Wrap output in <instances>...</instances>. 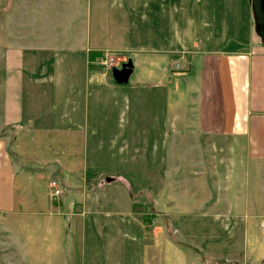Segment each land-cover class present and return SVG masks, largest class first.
Returning <instances> with one entry per match:
<instances>
[{"label": "crops", "instance_id": "obj_1", "mask_svg": "<svg viewBox=\"0 0 264 264\" xmlns=\"http://www.w3.org/2000/svg\"><path fill=\"white\" fill-rule=\"evenodd\" d=\"M77 2L82 10L69 22L60 16L51 41L26 15V28L10 27L0 218L20 255L14 264H264V199L251 196L264 173V0H87V10ZM106 51L132 61L128 83L103 68ZM226 147L233 173L243 174L240 161L250 167L247 203L208 197L180 203L178 213L159 201L157 217L145 221L125 178L177 177L185 161L187 177L197 162L207 179L211 150L222 156ZM56 176L60 205L44 193ZM83 177L123 181L93 189L96 179L82 191L66 182ZM165 216L203 256L161 232Z\"/></svg>", "mask_w": 264, "mask_h": 264}, {"label": "rangeland", "instance_id": "obj_2", "mask_svg": "<svg viewBox=\"0 0 264 264\" xmlns=\"http://www.w3.org/2000/svg\"><path fill=\"white\" fill-rule=\"evenodd\" d=\"M70 1L72 3L66 1L65 2L66 4L64 5L63 0H0V114L2 113L1 102L3 95V79H4L3 77L5 71L4 64L7 62L8 59V44L10 45L9 40H10L11 23L12 24H15L16 22L22 23L21 27L26 28V24H23V19L21 17L23 15H26V21H30L31 24L30 28H35L37 30L42 29L44 31V34L46 33L48 36H50V41H51V39L54 38L55 35L54 29L58 27L57 31H59L60 24L62 25L63 18L62 17L59 18V17L65 14L66 22L67 20L69 22L72 18L74 19L76 11H78L79 9L82 10V7L79 8L77 6L78 5L77 0H70ZM84 4L85 5H83V7L87 10V0H84ZM102 56L106 57L107 59L106 62L103 63L104 65L101 62L100 63L102 64L104 69L109 70L110 72H112V74L114 69H120L122 67L123 58L121 56H118L108 51L104 52ZM102 56H100L99 59ZM152 113H153L152 111L146 113L145 118L147 119L152 118L153 117ZM15 129L21 130L18 128ZM5 132L6 130L2 128V130H0V135H3ZM181 135L182 134H180L179 137ZM226 142H228V140H226ZM178 149L182 150L184 149V147H178ZM229 149L230 147H226V151L222 156L220 153L218 154L217 151L211 150L209 163H206V165H209L208 171L210 175L207 179L206 177L204 178V175L202 176V174L204 173L201 168V163L193 162L195 165L194 166L195 169L191 172L190 174L191 176L187 177L185 172V166L187 167V165H190L191 162L186 163L185 161L182 162L179 161L178 165L181 170L177 177H172V178L135 177V178H125V180L123 181V179L117 177H107V178L102 177L99 179L92 177H87V178L83 177V178L66 179V182L67 183H69V181L72 182L71 184L74 185L76 189L78 188L81 189L82 191L87 187L88 183L96 179L98 180V182L96 183L95 181L92 183V185L96 183V185L92 187L93 189L98 188L99 185H102L105 182L114 183L119 180L123 181L125 182V184L130 185L135 195H137L133 197L137 202L140 203L137 204V207L140 206L141 212L144 214L145 221L152 224V219L157 217V214L154 210V205H155L154 203L159 204L158 207L160 206V202L166 203L164 205V207L167 209L166 211H170L169 210L171 207L170 205L178 207L177 208L178 213H180L181 211L180 203L191 201L194 204H197L202 201H205L208 197L210 204L216 201H223L222 200L223 198L226 200V203L233 202L234 200L241 203H247L250 199H249V195L245 193V191L248 192L249 188L245 187V183L248 180L250 182L251 179L246 178L244 173L245 171H249L250 167L249 165H246L243 161H240L239 169L243 173L240 174L242 176L233 173V168H231L232 165L225 161L226 159L225 155L229 153L228 152ZM241 150H244L243 146H241ZM197 153L200 154V152ZM243 154L244 153L242 152L241 155ZM163 164L164 163H162V165ZM217 168L222 169L220 178L212 177L213 172ZM205 173H207V171H205ZM258 176H259L258 182H259V186H261V189L260 191L258 190L259 191L258 194H254V193L251 194L254 202L259 201L261 197L262 200L264 199V190L262 191V187L264 189V173ZM108 178H110L111 181H107ZM48 180L49 181L44 185V193L46 194L47 192L51 204L60 205L61 199L53 197L51 188L53 186L52 184L56 182L60 186L61 184L63 185V179L56 176V177H51ZM203 190H208L209 191L208 195L202 193ZM154 195H156L157 198ZM39 197L42 198V193L39 195ZM262 202H264V200ZM158 207L156 206L157 210L159 209ZM223 211L226 212V217L228 219L229 216L227 215L230 210L226 208V210ZM223 211L220 210L219 213L223 214ZM20 212H21L20 216L23 217L26 216L30 218V215H28L26 209H22ZM31 212L32 211L30 210L29 213ZM240 212H241L240 214L241 217L245 219L248 217L247 212L250 211L243 209ZM211 213L214 212L211 211ZM257 213H258L257 218L259 222L260 220L264 219V207H259ZM7 220H5L4 218H0V264H14L16 263V261L19 262V256H20L16 254V251H18L17 248H12L11 246L14 245V243H11V239L9 235L10 232L9 229L11 226H9L10 223ZM261 223H263L262 227L264 228V222ZM227 225L228 224L226 223L225 226ZM27 228L31 230L32 226H27V227L19 226L18 231H20L21 233L22 231H25V229ZM256 228L259 229L260 228L259 225ZM175 229H176L175 224L172 223L171 219L168 216H165L162 221L161 232L164 235L166 234L167 236H169L168 238H170V240L178 244L183 250L188 248L187 250H190L195 255L199 254L198 255L199 257H201V255L203 256V253L201 251L197 249L195 250L194 248L191 247L190 249L189 244H187L184 241L178 240V238L183 237V235L181 233H178V238H177L175 235ZM10 256H12L13 258L11 259ZM209 259L210 260L207 261V264H214L213 261L211 260L212 258ZM244 263L242 261L240 263L237 262L236 264H244Z\"/></svg>", "mask_w": 264, "mask_h": 264}, {"label": "water", "instance_id": "obj_3", "mask_svg": "<svg viewBox=\"0 0 264 264\" xmlns=\"http://www.w3.org/2000/svg\"><path fill=\"white\" fill-rule=\"evenodd\" d=\"M132 71H133V63L131 60L123 63L120 69L113 70L115 81L119 84L128 83L131 77ZM107 181H111V179L108 178Z\"/></svg>", "mask_w": 264, "mask_h": 264}, {"label": "built area", "instance_id": "obj_4", "mask_svg": "<svg viewBox=\"0 0 264 264\" xmlns=\"http://www.w3.org/2000/svg\"><path fill=\"white\" fill-rule=\"evenodd\" d=\"M106 57H101L100 59H99V61L103 64V63H105L106 62ZM104 65V64H103ZM53 186H52V188H51V190H52V195H53V197H55V198H59L61 195H62V193H63V190H62V187L60 186V185H58V183L56 182V183H53L52 184Z\"/></svg>", "mask_w": 264, "mask_h": 264}, {"label": "trees", "instance_id": "obj_5", "mask_svg": "<svg viewBox=\"0 0 264 264\" xmlns=\"http://www.w3.org/2000/svg\"><path fill=\"white\" fill-rule=\"evenodd\" d=\"M94 56V55H93Z\"/></svg>", "mask_w": 264, "mask_h": 264}]
</instances>
